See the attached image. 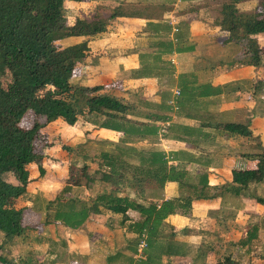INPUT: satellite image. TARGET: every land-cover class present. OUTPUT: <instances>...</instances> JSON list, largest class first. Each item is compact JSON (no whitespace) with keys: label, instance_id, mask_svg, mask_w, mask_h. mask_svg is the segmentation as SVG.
<instances>
[{"label":"crops","instance_id":"1","mask_svg":"<svg viewBox=\"0 0 264 264\" xmlns=\"http://www.w3.org/2000/svg\"><path fill=\"white\" fill-rule=\"evenodd\" d=\"M224 1L65 2L77 7L72 23L77 17L105 20L104 31L95 36L66 38L69 45L85 41L88 45L79 63L83 66L80 85L102 86L104 93L128 103L130 110L126 118L130 120L132 131L143 134L145 126L150 125L149 118H164L155 122L157 132L153 147L166 154L169 165L185 173L184 179L193 182L204 174L208 184L215 187L211 199H193L187 213L169 214L160 226L161 234L168 236L161 242L180 245L185 254L154 251L153 259L144 257L145 264H207L214 261L213 250L216 249L231 253L242 264H264L261 251L264 179L250 183L239 193L222 188L232 181V169L256 168L264 152V50L256 60L252 57V61V54L244 44L231 40L229 33L220 27ZM262 4L264 0H242L237 8L240 12L252 13ZM262 10L264 17V8ZM257 39L260 46H264V32L257 34ZM176 90L179 95L175 94ZM79 123L84 134L97 135L107 147L117 146L124 136L123 131L97 126L82 118L71 127L74 134L79 131L76 128ZM228 124L240 125L251 134L231 131ZM164 125L166 129L161 134ZM133 146L150 149L152 144L146 138L137 139ZM131 162L136 163L137 159L132 158ZM112 180L113 190L118 195L143 204L148 202L142 198V188L119 184L115 174H110L108 179L101 175L93 184L104 188V183ZM61 185L62 190L64 183ZM103 188L100 192L110 191ZM76 189H83L85 193L89 188L78 182L66 191L64 196L71 195L66 199L86 201L84 195L76 197ZM161 195L158 203L163 199L194 198L177 180L166 182ZM47 213L42 208L28 209L29 224L40 225V228L30 230L35 236L26 237V234L14 238L25 246L33 244L36 259L41 264H125L122 260L130 253L127 246L136 238V234L127 230V225L139 217L135 210L126 213H133L134 219L122 223V214L101 209L76 230L54 217L49 219ZM45 217L47 223H43ZM254 227L258 229L257 238L249 249L239 240ZM114 254L117 255L113 257ZM238 254H241L239 258Z\"/></svg>","mask_w":264,"mask_h":264},{"label":"trees","instance_id":"2","mask_svg":"<svg viewBox=\"0 0 264 264\" xmlns=\"http://www.w3.org/2000/svg\"><path fill=\"white\" fill-rule=\"evenodd\" d=\"M66 1L88 0H0V233L5 238L14 239L26 234L28 237L30 232L40 228V225H30L26 221L31 205L26 203L23 195L30 181L29 165L37 142L43 143L49 151L58 140L50 138L45 124L32 117L29 121L25 118L30 114L34 117L41 115L47 123L61 120L69 126L82 118L94 125L124 132L115 149L99 152L102 161L98 167L117 175L119 184L142 188V198L148 202L143 204L118 195L115 190L100 192L90 202L66 199V191L78 184L76 180L73 183L67 180L56 199L54 219L76 230L101 209L123 216L129 210H135L139 217L127 225V230L136 234V246L145 239L147 246L144 252L148 250V260L153 259L154 251L184 255L180 245L161 242L168 236L161 234L160 226L169 214L187 213L193 199H211L214 196L211 191L215 187L208 184L204 174L193 182L184 179L185 173H179L169 165L166 154L153 147L157 132L155 122L164 118H149L150 125L145 126L143 134L132 131L130 120L126 118L130 110L128 103L104 93L102 86L69 83L70 73L85 57L88 45L85 41L61 46L60 40L69 36H95L104 31L105 20L102 17H77L74 23L69 24L65 14ZM240 1L225 0L222 3L219 25L229 33L231 40L241 41L252 54L250 58L256 60L264 50L257 39V34L264 32L263 8L252 13L240 12L237 8ZM227 128L240 134H251L237 124H228ZM150 136L154 139L150 149L133 146L137 139H150ZM132 158L137 162L132 163ZM106 172L102 175L108 179L110 174ZM40 173L45 174L43 167ZM231 173L232 181L222 188L235 193L250 183L263 181L264 152L260 154L256 168L232 169ZM12 176L17 179L16 183L8 181ZM86 180L90 179L86 177ZM175 180L190 190L194 198L163 199L158 203L165 183ZM125 221L124 216L122 223ZM43 223H47V217ZM257 233V228H251L239 240L240 244L251 249ZM150 237H154V242ZM213 251L215 259L207 264H242L231 253L220 249ZM0 263L14 264L1 255Z\"/></svg>","mask_w":264,"mask_h":264},{"label":"rangeland","instance_id":"3","mask_svg":"<svg viewBox=\"0 0 264 264\" xmlns=\"http://www.w3.org/2000/svg\"><path fill=\"white\" fill-rule=\"evenodd\" d=\"M263 6L264 5L262 4L260 7L264 8ZM76 8L71 7L67 3L65 4L67 23H72ZM66 38L68 37H64L60 40L59 43L61 46H70V43L66 40ZM82 68L83 66L78 64L74 71L70 73V84L74 85L75 81L77 82L75 85H80L82 83ZM30 117L37 119L41 124H45V130L47 131V134L50 136V138H55L52 140H58V143L53 145L49 151L45 149L43 143H36V152L34 153L33 160L29 165L30 181L26 186V192L23 195V199L26 201V203H30L31 208H34L35 210H39L41 208L46 209L49 212L46 216L49 217V219H52L54 216L53 211L56 207V199L59 196L58 194L60 193L62 187L61 184H65V181L68 180L69 182L73 183L75 180H77L78 182L88 185V188L90 189H87L88 193L85 192V194L83 189H76V192H74L76 197L84 195L83 197L87 199L86 201L88 202L91 201L96 192L99 193L102 190V185L101 187H98L96 184H93V181L95 179L100 180L102 175V169L98 167V164L102 161L101 157L99 156V152L104 150L105 147L107 150H113L115 147H107L105 144L99 141L97 135L90 137L88 134H84V128L81 127L80 129V123L76 127L79 129V131L75 132L74 134V130L71 128L72 126L67 125L61 120H55L53 122L47 123L44 116L40 115L34 117L31 114L25 119L29 121ZM153 140L154 139L152 136H150L149 141L152 142ZM41 167H43L45 174L40 173ZM83 167L85 169H83ZM86 177H88L90 180L87 181ZM63 178L64 180H62ZM8 181L16 183L17 179L12 176L8 179ZM104 184L107 189L104 187L103 190L112 191L115 187L113 180L109 182V184ZM68 195L69 194L64 197L67 198ZM226 205V201H224L223 207L225 209L227 207ZM132 214L133 213H129L124 216L127 220H132L134 219ZM124 216H122V218ZM29 220H31L30 217H27L26 221ZM30 234L35 236L34 232H30ZM111 235L113 234H110V236ZM262 238L264 241V234L262 235ZM150 239L151 242H154V237H150ZM134 241L135 239L133 242L131 241L128 244L127 250L130 251V253L127 257L125 256L122 262L125 264H145L144 257L146 255L148 256V250L144 252L145 254H142V256L144 255L143 257H134L135 255H133V253L134 247L136 245ZM86 248L87 247H85V249ZM261 251L264 255V245ZM254 252H256V250ZM36 254V249L33 244L30 246L27 244V246H25L24 244L20 243L18 239L3 238V236L0 234V255L5 260L12 261L14 264H22L23 261V264H41L39 259H36ZM116 255L117 254H114L112 256L115 257ZM240 255L241 254H238V258ZM20 258L22 259V262ZM141 261L144 262L141 263Z\"/></svg>","mask_w":264,"mask_h":264},{"label":"built area","instance_id":"4","mask_svg":"<svg viewBox=\"0 0 264 264\" xmlns=\"http://www.w3.org/2000/svg\"><path fill=\"white\" fill-rule=\"evenodd\" d=\"M175 94L176 95H179L180 94L179 90H176L175 91ZM165 129H166V125H164L161 128L160 133L163 134V132L165 131ZM146 246H147V243H146L145 239H141L139 241V243L137 244V247H136V252H135V257L136 258H140L142 256V254H143Z\"/></svg>","mask_w":264,"mask_h":264}]
</instances>
